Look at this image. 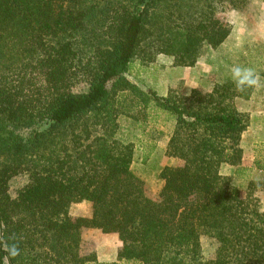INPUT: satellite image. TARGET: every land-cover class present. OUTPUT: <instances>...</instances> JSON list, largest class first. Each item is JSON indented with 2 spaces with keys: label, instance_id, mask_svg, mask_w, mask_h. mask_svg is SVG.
Masks as SVG:
<instances>
[{
  "label": "trees",
  "instance_id": "obj_1",
  "mask_svg": "<svg viewBox=\"0 0 264 264\" xmlns=\"http://www.w3.org/2000/svg\"><path fill=\"white\" fill-rule=\"evenodd\" d=\"M246 0H0V264H106L81 255L82 229L116 233L111 264H264V209L223 164L240 166L250 98L233 80L189 94L144 89L126 73L166 54L194 66L232 26L220 17ZM175 119L158 199L132 170L122 120ZM24 184L10 193L14 176ZM92 203L73 216L74 203ZM215 239V256L200 239ZM17 245L19 255H9Z\"/></svg>",
  "mask_w": 264,
  "mask_h": 264
},
{
  "label": "rangeland",
  "instance_id": "obj_2",
  "mask_svg": "<svg viewBox=\"0 0 264 264\" xmlns=\"http://www.w3.org/2000/svg\"><path fill=\"white\" fill-rule=\"evenodd\" d=\"M220 17L231 24L229 37L217 48L204 46L202 56L194 66L175 65L173 57L157 54L149 61L136 59L126 73V76L144 89H154L161 95H166L170 88L179 89L189 94L192 90L210 91L217 82L232 79L234 66L254 69L262 78L259 86H254L250 99H236L240 108L247 109L251 123L243 134V144L249 154L264 165V0H246L242 8L227 9ZM150 118L145 122L131 125L122 120V134L134 140L135 156L132 170L145 182V192L152 199H158L163 180L159 172L163 166L162 158L166 155L163 141L173 131L174 117L163 111H151ZM174 120H173V119ZM165 136V137H164ZM153 139L158 147L152 148ZM158 149V151H157ZM180 162V160H178ZM221 168L223 174L231 171V166ZM237 167L233 168L235 172ZM252 167L235 173V181L243 188L250 179L263 178L264 171H255ZM227 175V174H225ZM26 174L14 176L10 181V193L15 196L17 188L24 184ZM256 193L260 202L264 197ZM261 195V196H259ZM262 206V204H261ZM263 209V207H262ZM73 216H90L92 203L83 201L74 203L69 210ZM81 255L96 254L101 263L111 264L117 261L118 252L122 246L116 233H105L97 228H84L81 232ZM201 251L204 257L215 256L217 243L208 235L201 236Z\"/></svg>",
  "mask_w": 264,
  "mask_h": 264
},
{
  "label": "crops",
  "instance_id": "obj_3",
  "mask_svg": "<svg viewBox=\"0 0 264 264\" xmlns=\"http://www.w3.org/2000/svg\"><path fill=\"white\" fill-rule=\"evenodd\" d=\"M224 44V43H223ZM250 98H252V97H250ZM250 98H243V97H239V98H237V100L238 99H250ZM237 105V104H236ZM238 107V106H237ZM238 109H240V110H242V111H246L247 109H244V108H240V107H238ZM173 119V118H172ZM174 120V119H173ZM174 125H175V121L173 122V129H174ZM248 129V128H247ZM246 132V131H245ZM244 132V133H245ZM243 133V134H244ZM171 134H172V132H170V134L169 135H166V133H165V136H166V138H167V141L166 140H164L163 141V145L166 147V145H167V143H168V140L170 139V136H171ZM164 136V137H165ZM243 140H244V136H242V141H241V144H242V147H243V160H242V162H241V164H240V166H238L237 168H236V170H235V172L233 171V168H235L236 166H231V165H229V164H223L222 165V167L221 168H223L224 166H231V171H228L227 173H225V174H227V175H235V173H239V172H241V170H243V169H245V168H247V166H249V167H252L253 166V164L255 165V168H252L253 170H255V171H264V165L262 164L261 165V161H259V159H256L255 161H254V163H253V156H251V154H249V151L247 150V148H246V146L243 144ZM153 143H152V148H154L155 146L156 147H158V145H160V143L157 145V142H156V139L154 140L153 139ZM167 148V147H166ZM166 148H165V151H166ZM157 151H158V149H157ZM178 160H179V158H177V157H173V156H167V155H165L164 154V156H163V158H162V163L164 164V165H177L179 162H178ZM226 167V168H227ZM229 168V167H228ZM258 179H262V178H259V177H257ZM256 178V179H257ZM264 178V177H263ZM253 179V178H252ZM262 191H264V190H259V191H257V193L258 194H262L263 192ZM259 196H261V195H259ZM261 204H262V207H263V209H264V197L261 199Z\"/></svg>",
  "mask_w": 264,
  "mask_h": 264
},
{
  "label": "clouds",
  "instance_id": "obj_4",
  "mask_svg": "<svg viewBox=\"0 0 264 264\" xmlns=\"http://www.w3.org/2000/svg\"><path fill=\"white\" fill-rule=\"evenodd\" d=\"M232 79L239 90L245 87L259 86L262 83L261 76L252 68L234 66L232 68ZM9 255H19V248L13 244L8 249Z\"/></svg>",
  "mask_w": 264,
  "mask_h": 264
},
{
  "label": "water",
  "instance_id": "obj_5",
  "mask_svg": "<svg viewBox=\"0 0 264 264\" xmlns=\"http://www.w3.org/2000/svg\"><path fill=\"white\" fill-rule=\"evenodd\" d=\"M0 238H1V226H0Z\"/></svg>",
  "mask_w": 264,
  "mask_h": 264
}]
</instances>
